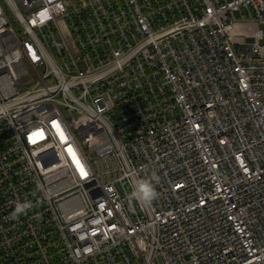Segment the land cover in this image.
<instances>
[{
  "label": "built area",
  "instance_id": "obj_1",
  "mask_svg": "<svg viewBox=\"0 0 264 264\" xmlns=\"http://www.w3.org/2000/svg\"><path fill=\"white\" fill-rule=\"evenodd\" d=\"M261 26L264 0H0V264H264Z\"/></svg>",
  "mask_w": 264,
  "mask_h": 264
},
{
  "label": "clouds",
  "instance_id": "obj_2",
  "mask_svg": "<svg viewBox=\"0 0 264 264\" xmlns=\"http://www.w3.org/2000/svg\"><path fill=\"white\" fill-rule=\"evenodd\" d=\"M158 179L153 174L152 178H137L133 181L132 192L129 199H135L141 205L150 206L152 201L157 197V192L155 190V186L153 181ZM42 190V186H38ZM50 193H45L46 198L50 197ZM33 207L32 202L17 201L14 207L13 212L10 214V219L16 220L20 215L25 214L29 209Z\"/></svg>",
  "mask_w": 264,
  "mask_h": 264
},
{
  "label": "snow or ice",
  "instance_id": "obj_3",
  "mask_svg": "<svg viewBox=\"0 0 264 264\" xmlns=\"http://www.w3.org/2000/svg\"><path fill=\"white\" fill-rule=\"evenodd\" d=\"M54 127H56L58 131H60L59 124H57V123L54 122ZM60 134H61V136H63V133L62 132H60ZM42 135H43L42 133H34L32 136L29 137V139L30 140H34V137L42 136ZM77 165L79 167V170H80L81 175L82 176H86L87 175L86 171L84 170V168L82 166L79 165V162L78 161H77Z\"/></svg>",
  "mask_w": 264,
  "mask_h": 264
},
{
  "label": "rangeland",
  "instance_id": "obj_4",
  "mask_svg": "<svg viewBox=\"0 0 264 264\" xmlns=\"http://www.w3.org/2000/svg\"><path fill=\"white\" fill-rule=\"evenodd\" d=\"M262 27V29H263V31H264V26H261ZM242 41V40H241ZM247 41H249V40H247ZM264 42V37H263V41L261 42V43H263Z\"/></svg>",
  "mask_w": 264,
  "mask_h": 264
}]
</instances>
